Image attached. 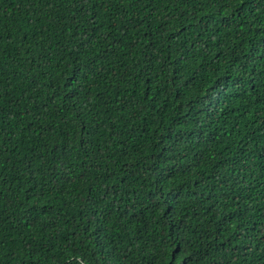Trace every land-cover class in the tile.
I'll list each match as a JSON object with an SVG mask.
<instances>
[{
    "label": "trees",
    "instance_id": "obj_1",
    "mask_svg": "<svg viewBox=\"0 0 264 264\" xmlns=\"http://www.w3.org/2000/svg\"><path fill=\"white\" fill-rule=\"evenodd\" d=\"M0 264H264V0H0Z\"/></svg>",
    "mask_w": 264,
    "mask_h": 264
}]
</instances>
